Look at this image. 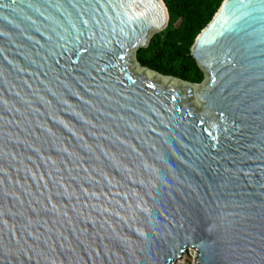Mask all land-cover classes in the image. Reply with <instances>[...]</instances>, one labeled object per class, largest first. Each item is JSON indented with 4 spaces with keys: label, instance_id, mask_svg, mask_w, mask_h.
I'll use <instances>...</instances> for the list:
<instances>
[{
    "label": "water",
    "instance_id": "water-1",
    "mask_svg": "<svg viewBox=\"0 0 264 264\" xmlns=\"http://www.w3.org/2000/svg\"><path fill=\"white\" fill-rule=\"evenodd\" d=\"M168 24L0 0V264H264V0L222 1L200 83L138 64Z\"/></svg>",
    "mask_w": 264,
    "mask_h": 264
},
{
    "label": "trees",
    "instance_id": "trees-1",
    "mask_svg": "<svg viewBox=\"0 0 264 264\" xmlns=\"http://www.w3.org/2000/svg\"><path fill=\"white\" fill-rule=\"evenodd\" d=\"M222 1L163 0L169 15L168 27L155 35L149 45L137 53L138 63L161 75L200 83L203 74L191 57L190 48ZM176 22L180 24L177 25Z\"/></svg>",
    "mask_w": 264,
    "mask_h": 264
},
{
    "label": "rangeland",
    "instance_id": "rangeland-1",
    "mask_svg": "<svg viewBox=\"0 0 264 264\" xmlns=\"http://www.w3.org/2000/svg\"><path fill=\"white\" fill-rule=\"evenodd\" d=\"M176 24L178 25L180 23L179 22H176ZM140 50H142V49H140ZM140 50H138L136 52V55H137V53ZM186 56H189V55L187 54ZM136 60L138 62L137 56H136ZM138 64L140 65V63H138ZM140 66H142V65H140ZM195 257H196L195 252L192 249H190L187 253L183 254V256L181 257V259L179 261H177L176 264H195L194 263Z\"/></svg>",
    "mask_w": 264,
    "mask_h": 264
},
{
    "label": "bare ground",
    "instance_id": "bare-ground-1",
    "mask_svg": "<svg viewBox=\"0 0 264 264\" xmlns=\"http://www.w3.org/2000/svg\"><path fill=\"white\" fill-rule=\"evenodd\" d=\"M146 72L151 73V72H149V71H146ZM151 74H152V73H151Z\"/></svg>",
    "mask_w": 264,
    "mask_h": 264
}]
</instances>
